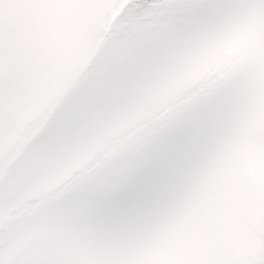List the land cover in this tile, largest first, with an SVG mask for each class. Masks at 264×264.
I'll use <instances>...</instances> for the list:
<instances>
[{
  "label": "rangeland",
  "instance_id": "374dc122",
  "mask_svg": "<svg viewBox=\"0 0 264 264\" xmlns=\"http://www.w3.org/2000/svg\"><path fill=\"white\" fill-rule=\"evenodd\" d=\"M126 2L0 0V264H258L264 0Z\"/></svg>",
  "mask_w": 264,
  "mask_h": 264
},
{
  "label": "trees",
  "instance_id": "16d2710c",
  "mask_svg": "<svg viewBox=\"0 0 264 264\" xmlns=\"http://www.w3.org/2000/svg\"><path fill=\"white\" fill-rule=\"evenodd\" d=\"M162 1H164V0H127V2L124 3V5H122L123 7H122V10L121 11H125L127 9L129 10V8H133V7H136V6H141L143 4H156V3H159V2H162ZM119 13H116V17H117V15ZM113 20H115V19H113ZM111 25H112V22L109 24V28L106 30V34L105 35H107V32H109ZM225 61L228 62V63H230V59L229 58H225ZM225 64H227V63H225ZM217 67H219V68H225L221 62H220V65H217ZM182 99H184V97ZM144 126H146V124ZM104 154H107V153L98 152V153L95 154V158L97 160H100L101 158H103L105 156ZM87 165L88 164H84L80 168H78L77 170H75L72 173V175L67 179V181L64 184H62L61 186H63V185H65V186L66 185H69L72 182H74L75 179L77 180L80 175H83L84 173H87L90 170V168H87ZM51 193H52V191H46L43 194H41L40 196H36V198H33V199L29 200L28 201V206L26 208L32 207L35 204H37L38 202L43 201L45 198H47L48 196H50ZM21 211H22V208L20 207L18 210H16V213H19ZM262 244L264 245V237H263V243ZM258 264H264V258L263 257L260 258Z\"/></svg>",
  "mask_w": 264,
  "mask_h": 264
}]
</instances>
